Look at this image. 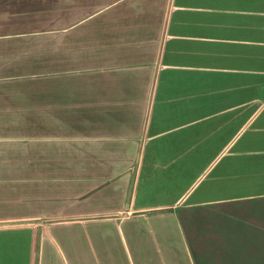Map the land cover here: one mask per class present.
<instances>
[{"label": "crops", "instance_id": "obj_1", "mask_svg": "<svg viewBox=\"0 0 264 264\" xmlns=\"http://www.w3.org/2000/svg\"><path fill=\"white\" fill-rule=\"evenodd\" d=\"M0 190V264L264 198V0H0Z\"/></svg>", "mask_w": 264, "mask_h": 264}, {"label": "rangeland", "instance_id": "obj_2", "mask_svg": "<svg viewBox=\"0 0 264 264\" xmlns=\"http://www.w3.org/2000/svg\"><path fill=\"white\" fill-rule=\"evenodd\" d=\"M208 160L205 157V165ZM188 184L175 187L173 197ZM212 188L223 192L222 186L210 185L208 177L194 196L201 192L211 196ZM236 188L243 187L236 184ZM115 198L103 195L97 201L101 207H111ZM182 218L184 226L175 218L146 216L123 220L119 227L106 220L90 221L85 229L59 227L53 229L59 245L46 246L43 263L148 264L156 245L160 264H264V198L187 209Z\"/></svg>", "mask_w": 264, "mask_h": 264}, {"label": "trees", "instance_id": "obj_3", "mask_svg": "<svg viewBox=\"0 0 264 264\" xmlns=\"http://www.w3.org/2000/svg\"><path fill=\"white\" fill-rule=\"evenodd\" d=\"M180 220H181V223L183 224V218H182V216H180ZM183 226H184V224H183ZM193 256H194V253H193Z\"/></svg>", "mask_w": 264, "mask_h": 264}]
</instances>
